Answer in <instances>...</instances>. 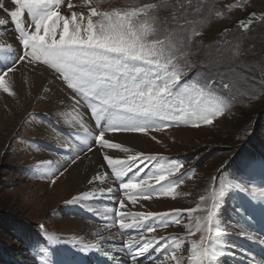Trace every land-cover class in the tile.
Instances as JSON below:
<instances>
[{"label": "rangeland", "instance_id": "obj_1", "mask_svg": "<svg viewBox=\"0 0 264 264\" xmlns=\"http://www.w3.org/2000/svg\"><path fill=\"white\" fill-rule=\"evenodd\" d=\"M69 3L73 5L71 9ZM146 5L152 7L132 17V22L145 28L150 39H164L173 45L172 53L185 70L187 80L212 84L209 95L203 98L211 112V123H173L159 130L150 128L147 134L121 132L151 137L150 144L140 148L146 153L135 152L127 146V153L114 149L116 155L111 153V156L123 154L124 161L128 155L136 153L156 156V160L139 162L144 166V172L139 175L146 177L151 172L167 176L170 169L172 175L168 180L177 182H162L163 187L174 188L171 195L153 194L151 200L157 203L152 202V209L160 211L154 213L176 209L192 211H186L179 220L172 216L171 223L164 226L152 218L147 222L137 220L135 214L141 212L140 209L129 211L125 205L124 222L145 225L128 236V230H120L116 222L122 253L115 252L109 236H103L102 229L96 232L97 227L105 223L102 212L84 216L77 209L82 201H74L77 195H67L62 186L73 163L64 158V146L82 150L87 138L84 140V133L78 132L75 120L68 125L60 122L62 118L58 114L53 115L48 108L39 106L36 99L29 100L28 109L19 102L23 110L16 112L13 72H8L4 78L11 94L0 88V264H104L102 256L110 249L113 253L109 254V264H193L190 257L194 243L201 252L208 251L211 264H255L253 256L264 264V131L259 137L256 134L251 137L252 119H257L258 130L264 124V0H61L57 11L69 19L73 12L82 14L83 19L78 17L75 22L86 27L92 9L118 11L123 15L144 9ZM13 6L11 0H5V8L0 9V19L5 21L0 24V31L14 42L13 50L6 48L13 61L0 66V75L9 68L24 65L29 71L49 74L48 77L71 96L62 76L42 59L34 60L32 65L19 59L24 48L14 23L6 17L8 11H14ZM252 14L255 18L250 19ZM91 19L96 22L101 18L91 16ZM29 21L25 12L23 22L29 24ZM240 21H245L249 27L244 28ZM8 30L12 31L7 33ZM1 50L0 45V56L3 55ZM225 84L227 88L223 87ZM2 97L14 103L13 111L3 110ZM95 134L89 141L94 142ZM71 140L76 142L69 143ZM259 140L260 150L252 147V143L257 144ZM104 151L109 153L110 149ZM97 152L102 161L101 152ZM85 153L89 152L86 150L81 156ZM62 161L65 164H61ZM49 162L54 172L41 173L40 163L49 165ZM106 171L119 189L115 174L109 169ZM123 171L126 182L132 173L127 169ZM92 187L86 192L100 191ZM222 191L224 195L220 197ZM120 194L123 196L122 190ZM209 210L215 213L211 235L207 230ZM255 210L261 211L259 217ZM71 221H78L80 225ZM153 225V231H148ZM21 229L31 231L34 240H21ZM141 236L145 239L169 237L161 245V248L168 247L167 253L152 259L158 253L150 250V255L134 261L139 246L130 252L128 241L139 240ZM201 237H204L203 243ZM257 240L262 243L261 247L256 245ZM65 245L76 250L75 258L67 256L69 249ZM76 258H82L83 263Z\"/></svg>", "mask_w": 264, "mask_h": 264}, {"label": "snow or ice", "instance_id": "obj_2", "mask_svg": "<svg viewBox=\"0 0 264 264\" xmlns=\"http://www.w3.org/2000/svg\"><path fill=\"white\" fill-rule=\"evenodd\" d=\"M15 5L14 11H8L11 21L19 33V41L24 48L23 56L19 59L29 63L40 61L50 65L55 72L62 76L65 86L72 92L69 97L73 107L87 102L91 115L98 125L94 143L87 145V152L100 151L103 161L115 174L119 181V189L111 187L101 189L99 193L85 192L83 198H103L113 191H123V196L133 204L140 200H150L153 194L168 196L174 192L173 187L165 188L163 183L174 184L169 181L171 170L164 174L154 175L149 172L146 177L139 174L144 172L142 161L156 160L153 155L145 156L142 153L128 155L126 161L114 158L105 149H115L127 153L129 149L120 143L112 142L109 133L124 132L148 133L150 128L159 130L161 127L173 123L204 121L211 123L209 107L203 98L209 95L210 82L201 83L187 80L185 70L180 66L172 53L173 45L164 39H150L149 32L137 27L131 18L139 12L152 7L146 5L144 9L133 10L121 15L118 11L98 12L90 10L87 26L84 27L75 21L82 14L73 12L71 19L62 15L57 9L61 0H11ZM71 9L73 5L68 4ZM5 8V0H0V9ZM27 12L29 24L23 22ZM91 16L99 19L93 22ZM255 18V14H252ZM62 22V28L60 27ZM5 21L0 19V24ZM244 28L249 24L239 22ZM30 25H34V30ZM58 37V38H57ZM14 68L6 70L0 75V88L11 94L4 76L14 72ZM227 88L228 85H223ZM217 115L220 112L216 113ZM194 126H198L194 123ZM80 153L72 160L80 158ZM124 169L132 173L125 182ZM178 170V169H177ZM163 172V167L161 168ZM92 181H90L91 183ZM155 182V183H153ZM163 182V183H162ZM157 186L159 191H157ZM220 197L224 195L222 191ZM80 197H74V201ZM219 205H217L218 208ZM125 207L123 200L115 210L116 220L121 230L144 228V224L125 223L127 213L120 211ZM191 209H176L169 213H136L137 220L147 222L150 218L159 221L160 225L171 223V217L177 220ZM215 213H207L208 232L212 234V222ZM43 227V226H41ZM155 225L148 227L153 231ZM199 227V226H198ZM169 237H152L139 240H129L128 249L133 251L139 246V251L133 260L150 255V250L159 254L167 253L168 247L161 245ZM155 241V243H154ZM204 237H201L203 243ZM193 264H211L208 251L201 252L193 244V254L190 257ZM213 259L215 256L213 255Z\"/></svg>", "mask_w": 264, "mask_h": 264}, {"label": "bare ground", "instance_id": "obj_3", "mask_svg": "<svg viewBox=\"0 0 264 264\" xmlns=\"http://www.w3.org/2000/svg\"><path fill=\"white\" fill-rule=\"evenodd\" d=\"M12 8H15V7H12ZM0 16H2V15H0ZM10 31H12V30H8L7 33H9ZM3 33L4 32L0 31V45L2 47L1 51L3 53V55L0 56V65L1 64L4 65V64L12 61V59L10 58L12 55L6 48L8 47V49H10V50L14 49V46L12 45L14 43L13 40L12 39H6V37L4 36ZM31 65H32V63H31ZM23 66L19 65V67H16V69L12 73V77H11L12 78L11 82H12V85L14 87L13 98L15 100L14 106H16V112L23 110V108L19 105L20 104L19 102H22L24 107H27V109H28V106L30 104V103H28L29 100L36 99L39 106H44V107L48 108L49 111H52V114L53 113L58 114L59 117L62 118V120H59L60 122L64 121V123L68 125V123L70 121L75 120L76 123L79 125L78 132L80 131V132L84 133V136H83L84 140L87 138L84 142L87 145H89L90 143H94V142H91L89 140H91L90 138L93 137L92 134L96 133V131H97L96 129L98 128V125L91 115L90 108L87 106V102H85L81 106L74 108L72 106L73 101H71L69 99L70 96L65 92V90L62 89V87L59 88V86L57 84H55L48 77L49 74L46 75V73L39 71V70L30 69V71H29L27 68H25ZM54 79H55V77H54ZM2 98L3 99H2L1 105L3 107V110L5 112L6 111H10V112L13 111L11 109V105L14 103L12 101H9V98H6V97L5 98L2 97ZM0 117H1V115H0ZM46 131L47 130H44V133H46ZM76 137H77V134L73 135V138H76ZM108 138L110 140H112L113 142L121 143L122 147L126 148L128 146L131 149H133L135 152H142V153H146V152L145 151L143 152L142 150H140V148H142L146 145L148 146L150 144V141H151V137L148 138V137H146V135H143L140 133L135 134V135H133V134H131V135L122 134L121 132L120 133L119 132L109 133ZM72 142H76V141L71 140L69 143H72ZM87 145L85 148L83 147L82 150L79 148L72 149V145H65L63 148L64 158H66L67 160L71 159V162H72V159H74L76 157L77 153H80L82 155L87 150ZM97 153H98L97 151H94L92 153H87V154L85 153L84 156L80 155V158L77 159L75 163H72V165H70V167L68 168V169H70V171H68V172H70V175L68 174V177H66V180H64V183L62 186L63 187L65 186V190L67 191V195L72 196L74 194V196H75V194H76L77 197H80L79 199L82 201V203L77 207V209H79L84 216H89L91 214L95 215L96 211L102 212L103 216L105 217V219H104L105 223H101V227H99V228L97 227L96 232H99L102 229V231H103L102 235L103 236H109L108 241L112 242L113 250L115 252H117L118 254H121L122 249L119 247V242H120L119 240L120 239H119V236H117L118 232L116 229V222H113L116 220L115 210L117 208H119V202L121 200H123L124 205H126V207L127 206L129 207V211L134 210V209H138V210L140 209V211L143 213H147L149 211L153 212V213L154 212H160V211H156V210L152 209V202L157 203V200H151L150 199V200L145 201V200L138 199L137 203L134 204L135 206L132 207L130 204H133V203H131L130 201L128 202V200L126 201V199H122L121 195L118 191H113L111 193H108L103 198L92 199V198L81 197V194L85 193L92 186H93L92 188L97 187L99 190H101V189L106 190L108 188L114 187L111 179L109 178V174L107 173L106 169H109L110 172H112V171L108 166L106 167V163L103 160L100 161L99 155ZM111 153L113 155H116L114 149H110L108 154L111 155ZM113 157L122 160L123 154L113 156ZM71 162H69V164ZM61 164H65V163H63V161H62ZM39 166H40L41 173L54 172L53 171L54 167H53L51 162H49V165L48 164L41 165V163H40ZM60 171H61V169H60ZM65 175H67V172ZM90 181H92V182L90 183ZM66 191H65V193H66ZM93 193H99V191H95ZM109 195L112 196V198H113L112 201L114 203L107 202V201H111L109 198ZM78 202H80V201H78ZM101 202H105V205L102 206ZM88 205H91V206H88ZM77 209H76V211H77ZM82 209H85V211H83ZM120 211H122V209H120ZM88 212H89V214H88ZM103 212H105V213H103ZM137 213H140V212L137 211ZM254 213H257V211H255ZM260 215H261V212L258 211L257 216L259 217ZM91 216H93V215H91ZM129 217H130V215H129ZM246 221H249V220H246ZM257 222H258V220H257ZM70 223L71 224H74V223L77 224L78 223L80 225V222H78V221L77 222L71 221ZM126 223H128V222H126ZM137 231L138 230L135 228L128 229V236H131V234H134V232H137ZM252 239L253 238L250 237V240H252ZM89 243H90V241H89ZM260 244H262L260 242V240H257L256 245L260 246ZM65 246H67V245H65ZM95 246H96L95 248H97V245H95ZM58 247H59V244H58ZM67 247L69 249V251H68L69 253L67 256L71 257V258H75L74 253H76V250L71 249L70 246H67ZM111 251H112V249L109 250V252L106 256H102L104 259H101V260L104 262V264H109V262H110V255L109 254L113 253V251L112 252ZM81 254H82V252H81ZM253 254H256V253L254 252ZM82 257H84V256H82ZM253 259L255 261V264H260V261L256 256H253ZM75 260L76 261L79 260V262L83 263L82 258H76ZM114 264H118V263H114Z\"/></svg>", "mask_w": 264, "mask_h": 264}, {"label": "trees", "instance_id": "obj_4", "mask_svg": "<svg viewBox=\"0 0 264 264\" xmlns=\"http://www.w3.org/2000/svg\"><path fill=\"white\" fill-rule=\"evenodd\" d=\"M248 22L250 23V20H248ZM251 25V24H250ZM262 115H264V113L262 114ZM256 118L254 117L253 119H252V122H253V127L251 128L252 130H251V137L252 138H254V136H255V134H256V136L257 137H259L260 136V134H262V132L264 131V127H263V125L264 124H262L261 126H260V129L258 130V128H259V125H258V123L256 122ZM259 132H258V131ZM257 132H258V135H257ZM260 139V138H259ZM260 142H261V140H259V142H257V144H255L254 142L252 143V147L254 148L255 146L256 147H258L259 145H260ZM249 143H251V140L249 141ZM258 145V146H257ZM258 150H260V147H258ZM21 232H22V234H20L21 235V237H20V239L21 240H23V241H29V242H31V241H33L34 240V238H31L32 237V235H31V231H28V230H24V229H21ZM29 237V238H28Z\"/></svg>", "mask_w": 264, "mask_h": 264}]
</instances>
